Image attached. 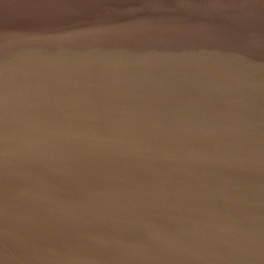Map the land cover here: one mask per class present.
<instances>
[{
  "label": "water",
  "instance_id": "1",
  "mask_svg": "<svg viewBox=\"0 0 264 264\" xmlns=\"http://www.w3.org/2000/svg\"><path fill=\"white\" fill-rule=\"evenodd\" d=\"M0 264H264V0H0Z\"/></svg>",
  "mask_w": 264,
  "mask_h": 264
}]
</instances>
